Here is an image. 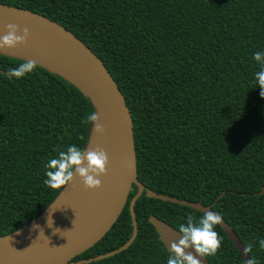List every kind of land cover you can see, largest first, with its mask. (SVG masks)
<instances>
[{
  "label": "trees",
  "instance_id": "obj_1",
  "mask_svg": "<svg viewBox=\"0 0 264 264\" xmlns=\"http://www.w3.org/2000/svg\"><path fill=\"white\" fill-rule=\"evenodd\" d=\"M63 26L103 62L133 122L137 180L158 195L210 206L250 259L264 264V97L255 80L264 51V0H0ZM23 61L0 55V237L53 203L45 164L86 147L94 112L73 84L41 67L8 79ZM83 137V139H80ZM128 201L110 230L73 261L119 248L131 234ZM46 211V210H45ZM204 213L136 200L137 235L124 251L88 264H167L154 216L178 230ZM209 264H245L220 226Z\"/></svg>",
  "mask_w": 264,
  "mask_h": 264
},
{
  "label": "water",
  "instance_id": "obj_2",
  "mask_svg": "<svg viewBox=\"0 0 264 264\" xmlns=\"http://www.w3.org/2000/svg\"><path fill=\"white\" fill-rule=\"evenodd\" d=\"M9 23L19 25L21 30L19 34L21 35L23 34V28L27 27L31 33L28 43L34 44L51 54L59 61V64L49 63L39 58L23 45H19L15 49H0V55L23 62L34 60L38 67L76 86L90 100L93 110L99 114L100 121L106 128V135L109 140L110 163L108 165L106 198L95 214L80 230L73 232L67 238L40 241L32 246L3 240L18 232L22 227L11 234L0 237V264H88L126 250L137 235L134 205L143 192L149 198L187 206L202 213L212 211L210 206L181 201L153 193L137 180L131 114L115 80L103 62L88 46L70 31L46 16L20 7L0 4V38L7 34V25ZM94 126L92 124L90 127L86 150L89 146ZM133 185L136 190L128 202L132 225V234L129 240L119 248L104 254L72 261L73 258L94 246L110 230L124 209L130 192L134 190L132 188ZM62 190L63 188L60 192ZM148 222L153 226L168 252L171 243L174 241L178 243L179 239L182 238V233L179 230L152 215L149 216ZM219 226L233 242L246 264L250 257L245 252L238 236L223 219ZM189 251L196 254L194 248L189 249ZM197 258L202 259L203 264H209L206 257L202 258L197 255Z\"/></svg>",
  "mask_w": 264,
  "mask_h": 264
},
{
  "label": "clouds",
  "instance_id": "obj_3",
  "mask_svg": "<svg viewBox=\"0 0 264 264\" xmlns=\"http://www.w3.org/2000/svg\"><path fill=\"white\" fill-rule=\"evenodd\" d=\"M20 31L19 25L9 23L7 34L0 38V49H15L19 45L27 44L31 36L30 30L27 27L23 28L22 35L19 34ZM252 58L260 65V70L255 73V80L261 89V97H264V51L255 52ZM36 67L37 63L34 60H27L17 68L9 69L7 77L9 80L22 78L34 72ZM82 123L95 125V132L98 135L106 132L105 126L100 123L99 114L95 111L86 115ZM109 163L108 153L102 148L86 151L77 145H70L45 164L47 179L44 183L53 190H59L72 183L78 174L87 189L96 190L102 187V181L98 177L107 174ZM222 219L220 214L213 211L205 212L198 219L189 216L186 224L179 225L178 230L182 233V238L178 243L175 241L171 243L167 264H203L197 255L202 258L216 255L223 245V237L216 230ZM252 247V244L246 245L245 252L251 253ZM259 247L264 249V239L259 240ZM193 248L196 254L189 251ZM246 264L258 262L252 257Z\"/></svg>",
  "mask_w": 264,
  "mask_h": 264
},
{
  "label": "bare ground",
  "instance_id": "obj_4",
  "mask_svg": "<svg viewBox=\"0 0 264 264\" xmlns=\"http://www.w3.org/2000/svg\"><path fill=\"white\" fill-rule=\"evenodd\" d=\"M22 45L39 58L49 63L59 64L57 59L38 46L31 43ZM97 147L104 149L109 156V140L106 132L98 135L94 126L87 150H94ZM98 178L102 181V187L90 190L85 187L83 180L77 174L74 181L63 188L42 215L3 240L32 246L40 241L67 238L73 232L80 230L106 198L108 171L106 175Z\"/></svg>",
  "mask_w": 264,
  "mask_h": 264
},
{
  "label": "flooded vegetation",
  "instance_id": "obj_5",
  "mask_svg": "<svg viewBox=\"0 0 264 264\" xmlns=\"http://www.w3.org/2000/svg\"><path fill=\"white\" fill-rule=\"evenodd\" d=\"M135 193V192H134ZM134 195V194H133ZM77 257V256H76ZM74 259V258H73ZM73 259H72V261H73Z\"/></svg>",
  "mask_w": 264,
  "mask_h": 264
}]
</instances>
